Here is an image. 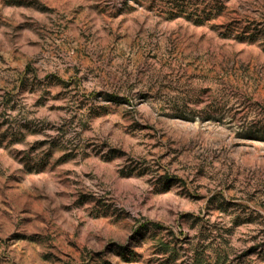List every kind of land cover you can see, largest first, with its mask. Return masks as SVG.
Returning <instances> with one entry per match:
<instances>
[{
  "label": "rangeland",
  "instance_id": "1",
  "mask_svg": "<svg viewBox=\"0 0 264 264\" xmlns=\"http://www.w3.org/2000/svg\"><path fill=\"white\" fill-rule=\"evenodd\" d=\"M0 264H264V0H0Z\"/></svg>",
  "mask_w": 264,
  "mask_h": 264
}]
</instances>
